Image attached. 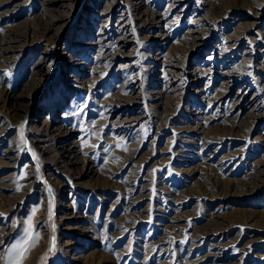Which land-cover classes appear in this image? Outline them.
Segmentation results:
<instances>
[{
  "label": "rangeland",
  "instance_id": "374dc122",
  "mask_svg": "<svg viewBox=\"0 0 264 264\" xmlns=\"http://www.w3.org/2000/svg\"><path fill=\"white\" fill-rule=\"evenodd\" d=\"M242 1L0 0V264H264Z\"/></svg>",
  "mask_w": 264,
  "mask_h": 264
},
{
  "label": "bare ground",
  "instance_id": "6f19581e",
  "mask_svg": "<svg viewBox=\"0 0 264 264\" xmlns=\"http://www.w3.org/2000/svg\"><path fill=\"white\" fill-rule=\"evenodd\" d=\"M245 0H243L242 2H244ZM259 1H262V3L264 2V0H253V4L255 5V6H259ZM254 7V6H253ZM211 8V7H210ZM259 10V9H258ZM41 17V16H40ZM40 19V18H39ZM32 23V22H31ZM47 24V23H46ZM43 25V23L40 21V22H38V21H35L34 23H32L29 27H28V29H27V34L28 33H31V32H35V31H39V29L38 28H40L41 26ZM38 29V30H37ZM17 35H11L10 34V36H9V34H5V33H1L0 32V55H1V57H4V53H6L7 52V49L8 48H10L11 47V43L12 42H15L16 41V39H15V37H16ZM231 36H233V35H231ZM190 38L191 37H189V38H187V41L188 40H190ZM193 39V38H192ZM192 42V41H191ZM188 44V43H187ZM190 44V43H189ZM194 44V43H193ZM2 45H3V47H2ZM198 168V167H197ZM210 182V181H209ZM217 183V182H216ZM216 183H214V184H216ZM225 184V183H224ZM227 184V183H226ZM213 186H216V185H213ZM210 187V186H209ZM217 187H218V189H219V187H221L220 186V184H218L217 183ZM215 189V188H214ZM223 189V188H222ZM208 190V189H207ZM211 191H213V190H211ZM208 192V191H207ZM1 197V196H0ZM40 240V239H39ZM39 240H38V242H39ZM22 244V243H21ZM37 244V245H36ZM34 245H36V246H40V243L38 244V243H35ZM34 245H32V247L34 246ZM22 246V245H21ZM30 250V249H29ZM16 255V254H15ZM18 256V255H17ZM17 256H15V257H17ZM14 257V258H15ZM13 258V259H14ZM18 258V257H17ZM17 260V259H16Z\"/></svg>",
  "mask_w": 264,
  "mask_h": 264
}]
</instances>
